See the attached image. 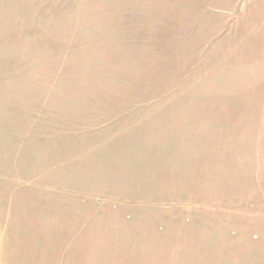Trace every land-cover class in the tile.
Returning <instances> with one entry per match:
<instances>
[{"label":"rangeland","instance_id":"obj_1","mask_svg":"<svg viewBox=\"0 0 264 264\" xmlns=\"http://www.w3.org/2000/svg\"><path fill=\"white\" fill-rule=\"evenodd\" d=\"M0 264H264V0H0Z\"/></svg>","mask_w":264,"mask_h":264}]
</instances>
